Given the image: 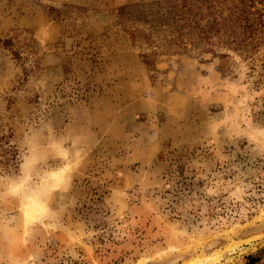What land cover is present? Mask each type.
<instances>
[{"label":"rangeland","instance_id":"rangeland-1","mask_svg":"<svg viewBox=\"0 0 264 264\" xmlns=\"http://www.w3.org/2000/svg\"><path fill=\"white\" fill-rule=\"evenodd\" d=\"M162 1L0 0V264H264V45L148 63Z\"/></svg>","mask_w":264,"mask_h":264},{"label":"trees","instance_id":"trees-1","mask_svg":"<svg viewBox=\"0 0 264 264\" xmlns=\"http://www.w3.org/2000/svg\"><path fill=\"white\" fill-rule=\"evenodd\" d=\"M117 23L135 43L152 49L148 59L189 53L250 58L264 45V0H164L118 9ZM227 51L221 53V51Z\"/></svg>","mask_w":264,"mask_h":264},{"label":"bare ground","instance_id":"bare-ground-1","mask_svg":"<svg viewBox=\"0 0 264 264\" xmlns=\"http://www.w3.org/2000/svg\"><path fill=\"white\" fill-rule=\"evenodd\" d=\"M60 171V170H59ZM52 176V175H51ZM65 176V175H63ZM63 176L57 175V173L53 174L54 177V182H58V181H63ZM57 184V183H56ZM31 199H33L31 197ZM34 203V202H33ZM41 213V212H40ZM221 255V254H220ZM221 256L216 255V256H212L211 258H205V257H199V258H195L193 260H189L188 262H186L185 264H218L220 262Z\"/></svg>","mask_w":264,"mask_h":264}]
</instances>
